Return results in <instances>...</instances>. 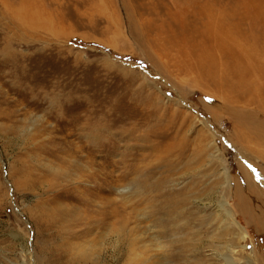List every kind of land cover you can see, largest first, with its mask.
Returning <instances> with one entry per match:
<instances>
[{
	"label": "rangeland",
	"instance_id": "1",
	"mask_svg": "<svg viewBox=\"0 0 264 264\" xmlns=\"http://www.w3.org/2000/svg\"><path fill=\"white\" fill-rule=\"evenodd\" d=\"M242 3L0 0V264H264Z\"/></svg>",
	"mask_w": 264,
	"mask_h": 264
},
{
	"label": "bare ground",
	"instance_id": "2",
	"mask_svg": "<svg viewBox=\"0 0 264 264\" xmlns=\"http://www.w3.org/2000/svg\"><path fill=\"white\" fill-rule=\"evenodd\" d=\"M264 1V0H263ZM259 2V1H258ZM262 5H264V3H261ZM4 7V9H5V13H6V15L8 16L6 19H7V21H8V23L9 22H12V18H14V16L16 15L15 14V11H17L16 9H13L12 7H11V5H4L3 6ZM237 7H239V6H237ZM204 8H205V6H204ZM240 8H244V10H245V8H247V14H251L252 15V18H259V17H261V16H264V6H261V5H258V4H255V3H242V4H240ZM21 13V17H22V20H23V24L22 25H25L26 24V16L24 15V13H25V11H26V3H21V6H20V8L18 9ZM205 10V9H204ZM206 10H207V8H206ZM209 11V10H208ZM240 11V10H239ZM245 11V12H246ZM207 12V11H206ZM209 13H210V11H209ZM217 14V13H216ZM236 14V13H235ZM215 15V14H214ZM213 15V16H214ZM232 15V14H231ZM209 16V15H208ZM222 16V15H221ZM246 17V16H245ZM17 18V17H16ZM211 18V17H210ZM213 19V18H212ZM215 19V18H214ZM260 19V18H259ZM264 19V18H263ZM209 20V19H208ZM207 20V21H208ZM216 20V19H215ZM255 20V19H254ZM214 20H212V22H213ZM224 24V23H223ZM226 24V23H225ZM230 24H232V23H230ZM229 25V24H228ZM217 26V25H216ZM225 26V25H224ZM210 28H213V26H209ZM230 28V27H229ZM262 28V27H261ZM206 31H207V33H208V29H206ZM214 32L215 33H217L218 32V27H216V28H214ZM229 39V38H228ZM213 45V44H212ZM203 50V49H202ZM204 51V50H203ZM205 53V52H204ZM208 60H210V58L208 59ZM252 60V59H251ZM208 64V63H207ZM204 67V66H203ZM241 71V70H240ZM212 72V71H211ZM213 76V75H212ZM239 77V76H238ZM239 81V80H238ZM243 81V80H242ZM212 82V81H211ZM235 83H236V81H235ZM242 84V83H241ZM213 85V84H212ZM229 85V84H228ZM239 85V84H238ZM234 86V85H233ZM232 86V87H233ZM240 86V85H239ZM216 87V86H215ZM229 88V87H228ZM241 88V87H240ZM238 90H240V89H238ZM208 91V90H207ZM227 91V90H226ZM229 92H230V90H229ZM228 91H227V93H229ZM231 93V95H232V92H230ZM229 93V94H230ZM235 93V92H234ZM221 129H222V127H221ZM264 225V224H263ZM230 264H231V262H230Z\"/></svg>",
	"mask_w": 264,
	"mask_h": 264
}]
</instances>
